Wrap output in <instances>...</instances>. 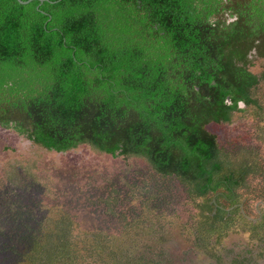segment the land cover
Wrapping results in <instances>:
<instances>
[{"label": "trees", "instance_id": "16d2710c", "mask_svg": "<svg viewBox=\"0 0 264 264\" xmlns=\"http://www.w3.org/2000/svg\"><path fill=\"white\" fill-rule=\"evenodd\" d=\"M261 84L264 0H0V126L48 151L85 145L146 167L144 192L108 210V227L126 240L111 262L89 248L78 260L87 234L74 233L64 207L41 221L47 243L30 238L26 222L12 262L161 264L129 244L134 230L150 233L170 210L180 217L197 208L204 237L224 234L217 224L230 226L236 215L250 222L249 198L237 189L258 167L264 173V131L244 153L225 148L216 127H259ZM6 188L0 179V194Z\"/></svg>", "mask_w": 264, "mask_h": 264}, {"label": "rangeland", "instance_id": "374dc122", "mask_svg": "<svg viewBox=\"0 0 264 264\" xmlns=\"http://www.w3.org/2000/svg\"><path fill=\"white\" fill-rule=\"evenodd\" d=\"M261 63L258 59L257 64ZM253 70L258 72L260 68L257 66ZM254 95L264 108V84L254 89ZM261 113L263 116L264 109L257 116ZM242 114L245 115L235 113V119L244 117ZM216 128L224 138L222 145L225 148L241 147L245 153L246 144L253 139L254 133L264 131V121L259 127L251 123L236 125L233 131L228 129V133L225 126ZM134 168L142 172H130ZM145 170L138 158L125 163L85 145L61 153L48 151L0 126V179L7 186V192L0 194V264H14L13 253L21 248L19 238L24 240L26 222L27 231L32 232L30 238L47 243L46 233L40 232L44 225L41 221L56 217L63 207L73 215L74 233L78 237L87 234L86 240L83 238L77 244L81 246L78 247V260L85 255L81 250L89 248L111 262L112 257L124 248L126 240L122 242L124 236L114 227H108L113 219L108 210L113 208L112 204L118 205L116 203L120 206L113 209H124L125 204L134 198L133 193L144 192L142 179H145ZM256 172L247 179L244 188L237 189L241 200L249 198V205L243 211L249 220L251 218L250 222L236 215L230 226L217 224L224 234L222 232L218 237L219 231L207 232L204 237L197 208L184 210L180 217H173L170 210L160 220V225H153L150 233L134 230L135 238L129 244L131 253L161 264H264V222L260 224L258 218L264 213V173L261 167ZM109 176L112 177L107 178ZM131 183L141 189L130 188ZM4 198L6 201L2 200ZM32 203H37L38 208ZM28 222L32 224L28 225ZM33 225L35 227L30 231ZM41 234L43 237L39 239Z\"/></svg>", "mask_w": 264, "mask_h": 264}, {"label": "water", "instance_id": "95a60500", "mask_svg": "<svg viewBox=\"0 0 264 264\" xmlns=\"http://www.w3.org/2000/svg\"><path fill=\"white\" fill-rule=\"evenodd\" d=\"M28 1H30V0H26V1H24V0H19V2H21V3H25V2H28ZM240 106H243V104L240 102Z\"/></svg>", "mask_w": 264, "mask_h": 264}]
</instances>
